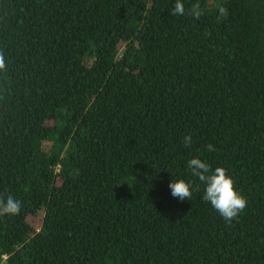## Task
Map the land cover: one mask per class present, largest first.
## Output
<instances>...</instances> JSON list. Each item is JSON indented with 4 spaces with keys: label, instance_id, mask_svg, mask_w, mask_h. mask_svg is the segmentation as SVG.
Segmentation results:
<instances>
[{
    "label": "trees",
    "instance_id": "16d2710c",
    "mask_svg": "<svg viewBox=\"0 0 264 264\" xmlns=\"http://www.w3.org/2000/svg\"><path fill=\"white\" fill-rule=\"evenodd\" d=\"M174 3L0 0V264H264V0ZM194 156L247 199L231 223Z\"/></svg>",
    "mask_w": 264,
    "mask_h": 264
},
{
    "label": "clouds",
    "instance_id": "9594fccd",
    "mask_svg": "<svg viewBox=\"0 0 264 264\" xmlns=\"http://www.w3.org/2000/svg\"><path fill=\"white\" fill-rule=\"evenodd\" d=\"M225 10L221 9L223 13ZM171 15H184L185 7L183 0H175ZM190 15L199 18V6L190 10ZM5 67L3 54L0 53V69ZM183 144L186 148L192 145V136L183 137ZM207 151H215L214 145L209 143ZM187 167L193 177L199 179L204 185L203 200L210 203L211 207L219 213L226 221L231 223L238 215L247 207V199L236 190L234 179L228 174L223 167H216L214 170L211 166L199 157H192L187 162ZM171 195L181 201L190 200L192 190L190 182L185 179H172L168 185ZM21 210V201L16 199L12 194H8L6 198L0 196V217L18 215Z\"/></svg>",
    "mask_w": 264,
    "mask_h": 264
}]
</instances>
